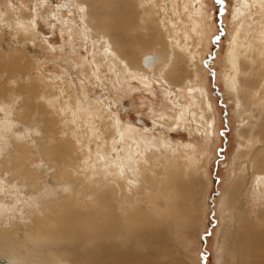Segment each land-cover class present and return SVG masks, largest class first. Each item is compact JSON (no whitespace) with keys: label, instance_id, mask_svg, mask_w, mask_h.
I'll return each instance as SVG.
<instances>
[{"label":"rangeland","instance_id":"374dc122","mask_svg":"<svg viewBox=\"0 0 264 264\" xmlns=\"http://www.w3.org/2000/svg\"><path fill=\"white\" fill-rule=\"evenodd\" d=\"M54 1L47 0L44 8H36L38 0H0V56L4 58L0 57V63L4 66H0V112L3 113L0 116V233L8 227L11 231L16 230L12 233L20 243L18 250L6 255L10 261L7 264H150V260L172 264L168 258H162V239L163 248L178 264H238V256L234 258L238 244L235 245L232 240L230 216L225 211L224 197L235 182L241 180V184L238 183L245 193L238 195V198L242 196L237 201V216L246 215L253 221L260 214L264 216V175H260L264 170H245L247 161L236 159L240 146L245 144L239 131L245 134L248 131L238 115L236 99L225 86L227 75L232 70L230 57L231 51H234V37L241 22L247 20L237 10V0H221L219 3L217 0H188L189 3L187 1L188 4L181 7H178L176 0H158L157 3L155 0H62L59 5L68 6L65 9L58 8V5L54 8ZM242 1L246 7L247 0ZM72 2L76 14L70 13ZM166 3L173 13L170 20L165 19L163 11L161 17L156 13L148 14L153 13L154 5L161 7ZM85 4L87 11L81 13L79 7ZM175 6L179 9L176 10ZM142 12L146 13L145 17ZM250 13V18L258 15V22L264 21L262 0L252 7ZM144 18L146 21L142 22ZM162 18L169 33V36L162 33V46L171 43L172 48H178L176 59L170 64L176 62L181 77L174 74V82L171 74L166 78L173 85L164 79L157 80L158 70L153 69L144 75L136 68L140 61L138 47L145 49L149 45L144 44L145 41L150 40L158 45L161 40V36L158 40L154 36H159L158 20ZM102 19H107L114 27L106 30ZM29 20L34 22L35 27L30 26ZM2 30L11 33L12 38ZM104 34L107 35L104 37ZM257 38H261L260 35L251 31L246 32L244 37L246 45L250 46L258 41ZM104 44L108 50L103 48ZM133 45L136 51L130 50L129 47L134 48ZM189 55L201 60L200 79L194 90L191 88L194 68L187 60ZM18 58H21V62L19 60L18 67L13 68L12 61ZM29 58L32 64L27 65ZM10 66L11 70L8 69ZM243 66L247 69L245 62ZM22 67L28 71L25 69L22 72ZM133 76L136 78L133 79ZM260 80L250 78L254 86H258ZM31 99L35 103L32 109L26 103ZM22 103L25 108L19 107ZM50 121L58 126L56 132L46 140L42 137L46 136L44 129ZM261 123L257 133L262 132L264 121ZM119 127L124 133L120 132ZM52 139L56 141L52 143ZM50 145L62 147L64 163L48 160L42 151ZM188 152L196 157L203 177L196 180L179 174L167 203L177 211L174 219L166 214L167 205L161 196V186H151L149 172H140L137 165L144 155L148 165L141 164V168L154 167L158 175L164 176V156H167L169 164L165 169L171 170L174 177L176 169L172 166L182 168L183 162H186L182 158ZM18 156H21V161H17ZM155 158L159 161L156 162ZM114 187L123 202L131 204L134 198L140 197L143 209L147 207L146 193H153L155 205L165 214L164 222L153 220L144 227L134 226L127 245L123 240L117 243L118 240L112 238L96 239L84 245L79 236L74 237L75 240L65 236L47 239L45 235H38L40 245L27 239L26 232H33L31 220L34 216L49 222L42 215L47 205L74 201V207L80 205L83 210L95 208L98 204L95 200L99 201L100 193L108 189L114 191ZM167 187L171 188L172 183ZM60 195H64L63 199ZM71 195L74 196L71 198ZM233 237L237 239L235 233Z\"/></svg>","mask_w":264,"mask_h":264},{"label":"bare ground","instance_id":"6f19581e","mask_svg":"<svg viewBox=\"0 0 264 264\" xmlns=\"http://www.w3.org/2000/svg\"><path fill=\"white\" fill-rule=\"evenodd\" d=\"M71 1V0H69ZM144 1V0H143ZM178 1V7H181V5L183 4L186 5L189 3L188 0H176ZM188 1V3H187ZM28 2V1H27ZM62 2V0H56L53 2V7L55 8L56 5H59ZM155 3L158 2V0L154 1ZM248 4H246V7L243 6V3H245L242 0H237V10L241 11V15L243 13L244 18L247 17V20H243V22H241L242 24L240 25V27L238 28V32L236 33L235 37H234V51H231V68L232 70H230V74L227 75L226 78V88L229 91L230 95H233V97L236 99L237 101V112L238 115L240 116V118L243 120L245 127L247 128V133L245 134L242 131H239V136L240 138L245 142L244 145H241L240 148L241 150H239L236 159L240 158L245 159L247 161V164H245L244 169L246 170H253V169H257L258 171H262L264 170V126H262V132L261 133H257L256 130L258 129V127L260 126V123L264 121V21H259L258 22V15H254L252 16V18H250L251 13L250 11L252 10V7H254V5H256L259 0H247ZM56 3V4H55ZM83 3V2H82ZM172 3V1H171ZM146 4V3H145ZM163 4V3H162ZM175 4V3H174ZM177 4V3H176ZM264 4V3H263ZM73 2L70 5V13H75V10L73 9L74 7L72 6ZM144 6V5H143ZM173 6V5H172ZM188 6V5H187ZM68 7V6H67ZM76 7V6H75ZM176 8V6L174 8ZM152 8V7H151ZM183 8V7H182ZM187 8V7H186ZM260 8V7H259ZM57 9V8H56ZM201 9V8H200ZM254 9V8H253ZM101 10V9H100ZM149 10V9H147ZM146 10V11H147ZM153 13H148L150 15H159L160 17L162 16V11L164 12L163 14L165 15V19L170 20V15L173 14L172 13V9H170V6L166 3L165 5H162L161 7L158 5H154V8H152ZM175 11V10H174ZM201 12V11H200ZM203 12V11H202ZM201 12V13H202ZM263 12V11H261ZM144 13V12H142ZM156 13V14H155ZM76 14V13H75ZM144 13V17H145ZM147 14V16H148ZM256 14V13H255ZM72 15V14H71ZM163 15V17H164ZM78 16V15H77ZM34 17V16H33ZM32 17V18H33ZM201 17V16H200ZM238 17V16H237ZM264 16H262L263 18ZM75 18V17H74ZM73 18V19H74ZM242 18V17H239ZM79 18H77L76 20H78ZM82 19V18H81ZM98 19V18H97ZM97 19L95 20L97 22ZM145 19V18H144ZM160 19V18H159ZM164 19V20H165ZM172 19V18H171ZM248 19L250 21H248ZM163 18L162 20H158V27H159V36H154L155 40H158L161 36V40L157 43L158 45H154L152 43V41L148 40L145 41L144 44H149L147 45L148 47L141 48L139 49L138 47V52H139V56H140V61L138 63V66L136 67L139 71L143 72L144 75L149 74V72L153 69L158 70V66L160 65L161 62H173V59H176V55H177V46H175L174 48H172L170 46L171 43H166L165 45L162 46V33L165 35L169 36L168 30L166 28V24ZM198 20V19H197ZM237 20V18H236ZM30 21V20H29ZM82 21V20H81ZM145 20H142V22H145ZM172 21V20H171ZM202 20L200 19V22ZM204 21V20H203ZM241 21V20H240ZM98 22H100L98 20ZM199 22V21H198ZM239 22V20H238ZM17 23V22H16ZM101 23L103 24V26L106 28V30H110L112 27V24H110V22L107 19H102ZM130 23V22H129ZM82 24V22H81ZM84 24V23H83ZM155 24V23H154ZM171 24V23H170ZM175 24V22H174ZM173 24V25H174ZM238 24V23H237ZM202 25V24H201ZM259 25H261L260 28ZM79 26V25H78ZM128 26V25H127ZM171 26V25H170ZM91 27V26H90ZM94 27V26H92ZM203 27V26H202ZM8 28V27H7ZM95 28V27H94ZM101 28V27H100ZM130 28V27H129ZM128 28V29H129ZM103 29V27H102ZM143 30L145 28H142ZM85 30V29H84ZM96 31L98 29H95ZM105 30V31H106ZM3 31V30H2ZM6 31V30H5ZM8 31V30H7ZM107 31V32H108ZM254 32L256 33V35H260L261 38H257L258 41L256 43H253L252 46L250 45H246V39H244L246 32ZM4 32V31H3ZM100 32V30H99ZM104 32V31H103ZM118 32V30H117ZM116 32V33H117ZM5 33V32H4ZM7 33V32H6ZM5 33V34H6ZM102 33V30H101ZM105 33V32H104ZM8 34V33H7ZM11 34V33H10ZM8 34L9 37H11V35ZM97 34V33H96ZM252 34V33H251ZM107 35V34H106ZM104 34V37L106 36ZM93 36V35H92ZM99 36V34L97 35ZM116 36V35H115ZM5 37V36H4ZM12 38V37H11ZM89 38V37H88ZM92 38V37H91ZM100 38V37H99ZM170 38V37H169ZM189 38V37H188ZM202 38V37H201ZM5 39V38H4ZM8 39V37H7ZM97 39V37H96ZM103 39V38H102ZM106 39V38H105ZM110 39V38H109ZM175 39V38H174ZM190 39V38H189ZM11 40V39H10ZM164 40V39H163ZM176 40V39H175ZM175 40H173L175 42ZM179 40V39H178ZM202 40V39H201ZM7 41V40H6ZM21 41V39H20ZM19 41V42H20ZM119 42H121V40H118ZM131 41V40H130ZM133 41V40H132ZM97 42V41H96ZM99 42V39H98ZM109 42H111V40H109ZM113 42V40H112ZM126 42V41H125ZM136 42V41H135ZM143 42V41H142ZM169 42V40L167 41ZM180 42V41H179ZM178 42V43H179ZM122 43V42H121ZM134 43V42H133ZM164 43V42H163ZM177 43V44H178ZM10 44V42H9ZM16 44V43H15ZM21 44V42H20ZM114 44V43H113ZM2 45V44H1ZM6 45V44H5ZM123 45V44H122ZM122 45L121 48L123 47ZM127 45V44H126ZM130 45V44H129ZM139 45H143L142 43ZM175 45V44H174ZM173 45V46H174ZM182 45V44H181ZM113 46V45H112ZM115 46V45H114ZM134 46V45H133ZM158 46H161L160 49H158ZM189 46V45H188ZM4 47V46H3ZM19 47V46H18ZM118 47V46H117ZM181 47V46H180ZM187 48V46H184ZM232 47V46H231ZM11 48V47H10ZM104 49L108 48L106 47V44L103 45ZM130 50L131 49H136V46H134V48H132L131 46L129 47ZM17 49V48H16ZM123 49V48H122ZM106 50V51H107ZM181 50V49H180ZM189 50V49H188ZM231 50V49H230ZM9 51V50H8ZM136 51V50H134ZM132 51V52H134ZM187 51V50H186ZM23 52V51H22ZM109 52V51H108ZM116 52V51H115ZM119 52V51H118ZM137 52V53H138ZM183 51H181L182 53ZM185 52V51H184ZM123 53V52H122ZM189 53V51H188ZM195 53V52H194ZM193 53V54H194ZM200 53V52H199ZM3 53H1L2 55ZM184 54V53H182ZM196 54V53H195ZM4 55V54H3ZM103 55V54H102ZM129 55V54H128ZM138 55V54H137ZM187 55V54H186ZM197 55H198V51H197ZM196 55V56H197ZM28 56V55H27ZM120 56V52L119 55ZM126 56V55H125ZM184 56V55H183ZM230 56V55H229ZM1 57V56H0ZM5 57V56H4ZM122 57V55H121ZM136 57V56H135ZM3 58V57H1ZM0 58V59H1ZM11 58H14V56ZM123 58V57H122ZM150 58L151 59V65L147 66L145 64L146 59ZM202 58V57H201ZM4 59V58H3ZM2 59V60H3ZM5 59H7L5 57ZM9 59V58H8ZM15 59V58H14ZM21 59V58H20ZM19 58L16 60L12 61L11 66L13 68H17L18 67V62L20 60ZM30 61H28L27 65L32 64L31 59L29 58ZM127 60V59H126ZM155 61V67L152 66V61ZM189 63L192 65V67L194 68V80L193 82H191V85H193L191 88H193L192 90H194V88H196V82L200 79V66H199V59L197 58H193V56L189 55L188 59ZM179 61V59H178ZM229 61V59H228ZM21 62V60H20ZM246 63L247 65V69L244 68L243 63ZM134 63V62H133ZM185 63V62H184ZM0 66H3L2 63H0ZM97 64V63H96ZM176 62L174 63V65H172V71L169 73L171 80L174 82L175 78H173L174 74L179 77H181V71L179 70L178 67H176ZM179 64V63H178ZM233 64H235V69L233 68ZM5 65V64H4ZM35 65V64H34ZM112 65V64H111ZM11 66L8 67V69L10 68L11 70ZM20 66V65H19ZM32 66V65H31ZM131 66V65H130ZM178 66V65H177ZM4 67V66H3ZM6 67V66H5ZM98 67V66H97ZM135 67V66H134ZM21 68V67H20ZM23 69H20L22 72H25L26 67H22ZM135 68V69H136ZM2 69V68H1ZM27 70V69H26ZM1 71V70H0ZM9 71V70H8ZM17 71V70H15ZM28 71V70H27ZM3 72V71H2ZM5 72V71H4ZM10 72V71H9ZM29 73V72H28ZM229 73V72H228ZM18 74V73H17ZM27 74V73H26ZM168 74V76H169ZM10 75V74H9ZM12 75V73H11ZM16 75V73H15ZM19 75V74H18ZM25 75V74H23ZM28 75V74H27ZM17 76V75H16ZM29 76V75H28ZM22 77V76H21ZM27 77V76H26ZM176 78V80L179 79ZM192 77V76H191ZM235 77L236 78V82L238 84V88L236 90H232L231 88V78ZM252 77H256V78H261L260 83L258 86H254L251 84L250 82V78ZM23 78V77H22ZM13 79V78H12ZM80 79V78H79ZM11 80V79H8ZM163 80V79H162ZM31 81V80H30ZM164 81H166L167 83L173 85L172 82H170L168 79H164ZM1 82V81H0ZM21 84V83H20ZM27 85V84H26ZM34 85V84H33ZM15 86V85H14ZM25 86V85H24ZM32 86V85H31ZM37 87V85H35ZM23 87V86H22ZM26 87V86H25ZM24 87V88H25ZM18 88V87H17ZM23 88V89H24ZM32 88V87H30ZM39 88V86H38ZM19 89V88H18ZM33 89V88H32ZM198 89V88H197ZM16 90V89H15ZM36 90V89H35ZM199 90V89H198ZM17 91V90H16ZM15 91V92H16ZM19 91V90H18ZM34 91V89H33ZM39 91V89H38ZM170 91V90H169ZM22 92V91H21ZM28 92V91H27ZM31 92V91H30ZM37 92V91H36ZM6 93V92H5ZM17 93V92H16ZM42 93V92H41ZM25 94V93H24ZM28 94V93H27ZM32 94V93H31ZM36 94V93H35ZM40 95V93H38ZM43 94V93H42ZM14 95V93H13ZM16 95V94H15ZM20 95L22 96V94L20 93ZM30 95V94H29ZM45 95V94H44ZM6 95H4L5 97ZM42 96V95H41ZM17 97V96H16ZM15 97V98H16ZM20 97V96H19ZM44 97V96H43ZM48 97V96H47ZM187 97V96H186ZM21 98V97H20ZM30 98V97H29ZM32 98V96H31ZM35 98V97H34ZM17 99V98H16ZM26 99V98H25ZM24 100V99H23ZM32 100V99H31ZM35 100V99H34ZM39 100V99H38ZM9 101V99H8ZM25 101V100H24ZM37 101V98H36ZM15 103V102H14ZM24 103V102H23ZM20 105L19 107L23 106ZM27 105L31 108L33 107L32 105L35 104L34 101L32 100L31 102H26ZM37 103V102H36ZM46 103V102H45ZM54 103V102H53ZM41 104V103H40ZM39 104V105H40ZM48 104V103H47ZM185 104V103H184ZM26 105V106H27ZM38 105V104H37ZM247 105V106H246ZM41 106V105H40ZM6 107V106H5ZM25 108V105L23 106ZM22 107V108H23ZM28 107V108H29ZM36 107V105H35ZM4 108V107H3ZM38 108V106H37ZM44 108V107H43ZM32 109V108H31ZM30 109V110H31ZM34 109V108H33ZM45 109V108H44ZM50 111V108H48ZM3 110V109H2ZM5 110V109H4ZM47 110V109H46ZM34 111H36L34 109ZM41 111H43V109H41ZM52 111V109H51ZM5 112V111H3ZM48 111H44V113H47ZM29 112H27L26 114H28ZM33 113V112H32ZM31 113V114H32ZM43 113V114H44ZM2 112H0V116H2ZM37 114V113H36ZM42 114V113H41ZM39 114V115H41ZM42 114V115H43ZM29 115V114H28ZM38 116V115H37ZM19 117V116H18ZM21 117V116H20ZM31 117V116H30ZM39 117V116H38ZM27 118V116L25 117ZM24 118V119H25ZM33 118V117H32ZM31 118V119H32ZM37 118V117H36ZM182 118V117H181ZM19 119V118H18ZM23 119V120H24ZM41 119V117H40ZM46 119V117H45ZM51 119V117H50ZM53 120H55V118H52ZM22 120V119H21ZM31 121V120H28ZM45 121V120H44ZM26 122V121H24ZM117 122V121H116ZM183 122V121H182ZM196 122V121H195ZM1 123V122H0ZM14 123V122H13ZM22 123V122H21ZM261 123V124H262ZM39 124V123H38ZM115 124V123H114ZM120 124V123H119ZM182 124V123H181ZM9 125V124H8ZM33 125V124H32ZM40 125V124H39ZM56 126L55 123L53 121H50V123H48L46 125V128L44 129V132L46 134V136H43L42 138L45 137V139L47 140L49 138V135L51 133L56 132ZM117 127V126H116ZM42 128V127H41ZM120 128V132L122 131V127ZM212 128V127H211ZM259 130V129H258ZM39 131V130H38ZM208 131V130H207ZM5 132V131H4ZM124 133V132H123ZM122 133V134H123ZM44 134V133H43ZM57 135V133H55ZM121 134V136H122ZM25 135V134H24ZM51 136V135H50ZM26 137V136H25ZM56 137V136H55ZM123 137V136H122ZM24 138V137H23ZM53 138V137H52ZM44 139V140H45ZM117 139V138H116ZM34 140V139H33ZM118 140V139H117ZM53 141H56L52 139V143ZM122 141V140H121ZM58 142V139H57ZM120 142V140H119ZM45 143V142H44ZM48 143V142H47ZM69 143V141H68ZM57 144V143H56ZM59 144V143H58ZM57 144V145H58ZM121 144V143H120ZM19 145V143H18ZM55 145V144H54ZM65 145V144H64ZM24 146V145H23ZM26 146V145H25ZM42 146V145H41ZM68 146V145H66ZM114 146V145H112ZM128 146V145H127ZM115 147V146H114ZM62 148V147H61ZM59 146H46L45 147V152L46 153V157L48 158V160H55L59 163H64L65 159L62 155V150ZM75 148V147H74ZM20 149V148H19ZM25 149V148H24ZM44 149V148H43ZM72 149V147H71ZM14 150V149H13ZM16 150V149H15ZM23 150V149H22ZM27 150V149H26ZM73 150V149H72ZM116 150V149H115ZM129 150V149H128ZM166 150V149H165ZM29 151V149H28ZM69 151V150H68ZM117 151V150H116ZM20 152V151H17ZM74 152V151H73ZM111 152V151H110ZM126 152V151H125ZM132 152V151H131ZM144 152V151H143ZM167 152V151H166ZM16 153V152H15ZM70 154H73L69 151ZM123 153V152H122ZM67 154V153H66ZM109 154V153H108ZM141 154V153H140ZM11 155V154H10ZM20 155V154H18ZM134 155V154H133ZM163 155V154H162ZM161 155V156H162ZM194 154L191 153H187V155H185L182 159H186V162H183V167H179V166H175L173 165L172 168H175V175L174 177H172V171L169 169H165L166 165L169 164V158L167 156H164V160L166 162V165H164V176H160L155 172V168L151 167L150 169L147 167H143L141 168V164L146 166L145 164L148 163L147 161V157H145L144 155L141 156L142 158L138 161V165L137 167H139V169L142 171H147L150 174V181L151 186H161V196L164 199L163 202H165V204L167 205V203L169 204V199H170V190L173 189V184H176V180H178L179 178V174H182L183 177H187V178H194V179H199L201 177H203V173L201 172V166L200 164H198V162L195 160L196 157L193 156ZM12 156V155H11ZM75 156V155H74ZM111 156V155H110ZM114 156V155H113ZM111 156V157H113ZM10 157V156H9ZM66 157V156H65ZM73 157V156H71ZM120 157V156H119ZM19 160L17 161H21L20 158L21 156H18ZM68 158V157H67ZM70 158V157H69ZM77 158V157H76ZM75 158V159H76ZM115 158V157H113ZM130 158V157H129ZM173 158V157H172ZM171 158V159H172ZM17 159V157H16ZM22 159V158H21ZM46 159V158H45ZM71 159V158H70ZM6 160V159H4ZM3 160V162H5ZM74 160V159H72ZM83 160V159H82ZM111 160V158H110ZM116 160V158H115ZM118 160V159H117ZM116 160V161H117ZM11 161V160H10ZM14 161V160H13ZM108 161V160H107ZM121 161V160H120ZM155 161L158 162L159 160L157 158H155ZM75 162V161H74ZM73 162V163H74ZM81 162V161H80ZM114 162V161H113ZM134 162V161H133ZM14 163V162H13ZM46 163V162H45ZM71 163V162H70ZM107 163V162H106ZM144 163V164H143ZM8 164V163H7ZM116 164V163H115ZM174 164V163H173ZM177 164V163H176ZM119 165V164H118ZM117 165V166H118ZM148 165V164H147ZM157 165V164H156ZM160 165V164H159ZM162 165V164H161ZM15 166V165H14ZM19 166L16 165L15 167L17 168ZM50 166V165H49ZM67 166V165H65ZM71 166V165H69ZM108 166V165H107ZM155 166V165H153ZM5 167V166H4ZM3 167V168H4ZM68 167V166H67ZM74 167V166H73ZM119 167V166H118ZM8 168V167H7ZM7 168H5L4 170H6ZM15 168V169H16ZM24 168V167H23ZM26 168V167H25ZM24 168V169H25ZM64 168V167H63ZM108 168V167H106ZM135 168V167H134ZM9 169V168H8ZM22 169V173L23 170ZM243 169V170H244ZM8 171V170H7ZM25 171L27 172V169H25ZM29 171V170H28ZM31 171V170H30ZM107 171V169H106ZM136 171V169L134 170V172ZM62 172V171H60ZM18 173V172H17ZM25 173V172H24ZM37 173V172H36ZM45 173V172H44ZM59 173V172H58ZM143 173V172H142ZM32 174H34L32 172ZM55 174V173H54ZM63 174V173H62ZM93 174V173H92ZM122 174V173H119ZM136 174V173H135ZM31 176V174H29ZM36 175V174H35ZM34 175V176H35ZM60 175V174H59ZM69 175V174H68ZM97 175V174H96ZM110 175V174H109ZM148 175V174H146ZM256 175V174H255ZM260 175H264V173H261ZM17 176V175H16ZM41 176V175H40ZM61 176V175H60ZM123 176V175H122ZM141 176V175H140ZM249 176V175H248ZM251 176V175H250ZM19 177V176H18ZM33 177V175H32ZM63 177V176H62ZM92 177V176H91ZM99 177V176H98ZM242 177V176H240ZM262 177V176H261ZM57 178V177H56ZM59 178V177H58ZM109 178V177H108ZM61 179V177H60ZM63 179V178H62ZM69 180V178H67ZM111 179V178H110ZM116 179V178H115ZM239 179V178H238ZM241 179V178H240ZM262 179V178H261ZM3 180V179H2ZM35 180V179H33ZM64 180V179H63ZM66 180V179H65ZM89 180V179H88ZM99 180V179H98ZM101 180V179H100ZM109 180V179H108ZM114 180V179H113ZM173 180V181H172ZM4 181V180H3ZM27 181V179H26ZM37 181V180H35ZM34 181V182H35ZM56 181V180H55ZM71 181V179H70ZM103 181V180H102ZM110 181V180H109ZM148 181V180H147ZM183 182V184L185 183V181L181 180ZM191 182L195 183V180L190 179ZM241 181V180H240ZM237 180V182H235L234 187L230 188V191L228 192V194L224 197L225 201H224V207H225V211L229 214L230 216V222H231V229H232V235L234 236V233L237 236V239L235 237L232 236V240L233 243L236 245V251L235 252V256L234 258H236L238 256V264H264V216H262L261 214L258 216L257 220L253 221L251 220L249 216L246 215H242V217L237 216L236 214V206H237V201L238 199L242 196H239L241 193H245L244 189L240 188V185L238 182H240ZM263 181V180H262ZM31 182V181H30ZM58 182V181H57ZM64 182V181H63ZM66 182V181H65ZM74 181H72L71 183H73ZM117 182V181H115ZM178 182V181H177ZM37 183V182H36ZM59 183V182H58ZM70 183V182H69ZM101 183V182H100ZM106 183V182H105ZM113 183V182H112ZM172 183V187L168 188L167 186H169ZM111 184V183H110ZM146 184V183H145ZM181 184V185H183ZM241 184V182H240ZM263 184V183H262ZM30 185V184H28ZM68 185V184H67ZM114 185V184H113ZM120 185V184H119ZM195 185V184H194ZM5 186V185H4ZM103 186V185H102ZM105 186V185H104ZM103 186V187H104ZM31 187V185H30ZM87 187V186H86ZM23 188V187H22ZM106 188V187H105ZM111 188V187H110ZM116 187H114V191L111 189L105 190L103 192L100 193V195L98 196L99 201H97V199L95 200L96 202H98V204H96L95 208H86V210L80 209V205H78V207H74V201L68 202V201H64L61 203H54L52 204H48L46 206V208L44 207V211L43 214L46 218V220L48 219V223L45 222L42 218L40 219L38 216H34L33 220H31L32 224H33V232L30 233L28 230L26 232V236L28 237L27 239H30V241L34 242H38V235H45L48 238L52 237V236H65L68 238L73 239L74 237L79 236V239H81V243H83L84 245L90 244V242L95 241L96 239H102V238H112V239H116L118 240L117 243H119V240H123L125 242V244L127 245L128 239H129V235L132 234V228L134 226H139V227H144V224H147L149 221H157V222H164V216L165 214L161 211V209H159V207H157L154 203V194L149 192L146 193V204L147 207L146 209L141 208V198L140 197H136L134 198V201L130 204L129 202L126 201H122L119 199V196L117 194V190L115 189ZM159 188V187H158ZM6 190V189H5ZM65 190V189H64ZM121 190V189H119ZM243 190V192H242ZM35 191V190H34ZM88 191V190H87ZM124 192V191H122ZM160 192V190H159ZM34 193V192H33ZM66 193V192H65ZM156 193V192H155ZM63 194V193H62ZM69 194V193H68ZM79 194V193H77ZM85 194V193H84ZM121 194V193H120ZM94 195V194H93ZM96 195V193H95ZM159 195V193H157V196ZM58 196V195H57ZM61 198L64 197V195H60ZM74 195H71V198ZM76 196V195H75ZM97 196V195H96ZM156 196V195H155ZM67 197V196H66ZM86 197V196H85ZM92 197V196H91ZM52 198V197H51ZM96 198V197H95ZM57 199V198H56ZM63 199V198H62ZM74 199V198H73ZM87 199V198H86ZM90 199V198H88ZM51 200V199H50ZM101 200V201H100ZM62 201V200H61ZM81 201V200H80ZM79 201V202H80ZM2 202V201H1ZM34 202V201H33ZM86 202V201H85ZM6 203V202H5ZM32 203V202H31ZM3 204V203H2ZM21 204V203H20ZM34 204V203H33ZM46 204V203H45ZM80 204V203H79ZM10 205V204H9ZM76 205V204H75ZM84 205V203H83ZM87 205V204H86ZM11 206V205H10ZM34 206V205H33ZM85 206V205H84ZM14 207V206H13ZM39 207V206H38ZM88 207V206H87ZM93 207V206H92ZM191 205L188 206V208H190ZM1 208V207H0ZM84 208V207H83ZM166 214H169L171 216V218L175 219V215L177 213L176 209L171 208L170 206H166ZM12 209V207H11ZM66 210V211H65ZM187 210V209H186ZM10 211V210H9ZM189 211V210H188ZM224 211V212H225ZM32 213V212H31ZM37 213V212H36ZM42 213V212H41ZM73 215V216H72ZM186 215V214H185ZM4 216V215H3ZM1 217V216H0ZM6 217V216H5ZM4 217V218H5ZM3 218V217H2ZM8 218V217H7ZM5 220V219H4ZM180 220V219H179ZM7 220L5 221V225H6ZM11 222V221H10ZM146 222V223H145ZM9 223V222H8ZM7 223V226L9 225ZM2 224V222H1ZM0 224V225H1ZM12 225V224H11ZM4 225H2L3 227ZM10 226V225H9ZM153 226H155V223L153 224ZM5 227V226H4ZM30 227V226H29ZM32 227V226H31ZM150 227V226H149ZM9 228V227H8ZM8 228H6V230H3V233H0V260H5L6 264L10 261L6 258L10 251H15L18 250V247L20 246V243L17 241V236H14L12 232L16 231H11ZM154 228V227H153ZM165 229V228H164ZM32 230V229H31ZM245 232V233H244ZM244 233V234H243ZM18 234V233H17ZM19 237V236H18ZM58 238V237H56ZM19 239V238H18ZM41 239V237H40ZM53 239V238H52ZM75 239V238H74ZM24 240V239H23ZM43 240V238H42ZM59 240V239H58ZM77 240V239H75ZM74 240V241H75ZM45 241V240H43ZM63 241V240H62ZM54 242V241H53ZM52 242V243H53ZM123 242V243H124ZM39 243V242H38ZM37 245H40V243ZM99 243V242H98ZM43 244V243H42ZM47 244V243H46ZM55 244V242H54ZM121 244V243H120ZM31 245V244H30ZM33 245V244H32ZM36 245V244H35ZM53 245V244H52ZM166 245V244H165ZM58 246V245H57ZM164 244H163V239H162V258H168L169 261H171L172 264H178L177 260H175L171 256V254H169L164 248H163ZM27 247V246H26ZM33 247V246H32ZM31 247V248H32ZM36 247V246H35ZM34 247V248H35ZM101 247V245H100ZM30 248V247H29ZM116 248H118V246H116ZM28 249V248H27ZM119 249V248H118ZM124 249V248H123ZM23 250V249H22ZM21 250V251H22ZM30 250V249H29ZM42 250V249H41ZM48 250V249H47ZM34 251V250H33ZM235 251V250H234ZM43 252V251H42ZM159 252V251H158ZM161 252V251H160ZM17 253V252H16ZM19 253V252H18ZM47 253V252H46ZM50 253V252H49ZM13 254V253H12ZM20 254V253H19ZM22 254V253H21ZM30 254V253H29ZM34 254V253H33ZM27 255V254H26ZM31 255V254H30ZM39 255V254H38ZM51 255L55 258H59L58 256H55V254L51 253ZM232 255V254H231ZM37 256V255H36ZM156 256V255H155ZM16 257V256H15ZM24 257V256H23ZM30 257V256H29ZM13 258V257H12ZM161 258V257H160ZM16 259V258H15ZM26 259H28V256H26ZM25 259V260H26ZM119 259V258H118ZM173 259V260H172ZM177 259V258H176ZM20 260V259H18ZM22 260V259H21ZM29 261H32L30 259H28ZM166 260V259H165ZM24 261V260H23ZM41 261V260H40ZM116 261V260H115ZM123 261V260H120ZM19 262V261H17ZM38 262V260H37ZM61 262V261H60ZM33 263V262H32ZM64 263V261H63ZM116 263V262H115ZM114 263V264H115ZM132 263V262H130ZM150 264H159V262H148ZM19 264V263H18ZM112 264V263H111ZM116 264H119V262H117ZM122 264V263H121ZM129 264V262H128ZM132 264H137V263H132ZM138 264H143V263H138ZM147 264V263H146ZM161 264V262H160Z\"/></svg>","mask_w":264,"mask_h":264},{"label":"snow or ice","instance_id":"6c2138e0","mask_svg":"<svg viewBox=\"0 0 264 264\" xmlns=\"http://www.w3.org/2000/svg\"><path fill=\"white\" fill-rule=\"evenodd\" d=\"M217 2H221V0H217ZM262 3H264V0H262ZM47 5V0H38V3L36 5V8H44ZM59 7H64V5H58ZM79 10L81 13H85L87 11V5H83L79 7ZM35 11V9H34ZM55 17H53L54 19ZM31 27H35V24L33 21L29 22ZM25 31L27 32V29H25ZM152 66L155 67V61H152ZM125 67H129V65H125ZM235 64H233V68L235 69ZM159 71V76L156 77L157 80H161V79H165L167 78L168 74L172 71V66L170 64V62H161L158 68ZM130 74V73H129ZM133 79H135L136 77L133 76ZM141 79H143V77H141ZM231 88L232 90H236L238 88V84L236 82V78L232 77L231 78ZM39 133H37L38 135ZM65 191H67V189H65Z\"/></svg>","mask_w":264,"mask_h":264},{"label":"water","instance_id":"95a60500","mask_svg":"<svg viewBox=\"0 0 264 264\" xmlns=\"http://www.w3.org/2000/svg\"><path fill=\"white\" fill-rule=\"evenodd\" d=\"M65 7H67V6L65 5V6L63 7V9H65ZM145 64H146L147 66H150V65H151V59H150V58L146 59ZM141 123H143V122H141ZM141 125H142V124H141ZM1 264H6L5 260H4Z\"/></svg>","mask_w":264,"mask_h":264},{"label":"flooded vegetation","instance_id":"af4514ba","mask_svg":"<svg viewBox=\"0 0 264 264\" xmlns=\"http://www.w3.org/2000/svg\"><path fill=\"white\" fill-rule=\"evenodd\" d=\"M4 260H0V264L3 262Z\"/></svg>","mask_w":264,"mask_h":264}]
</instances>
